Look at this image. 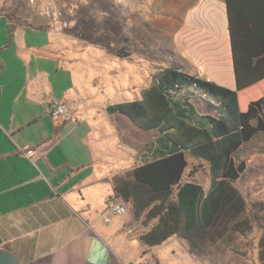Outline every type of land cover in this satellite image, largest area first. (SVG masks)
Wrapping results in <instances>:
<instances>
[{
  "label": "crops",
  "instance_id": "1",
  "mask_svg": "<svg viewBox=\"0 0 264 264\" xmlns=\"http://www.w3.org/2000/svg\"><path fill=\"white\" fill-rule=\"evenodd\" d=\"M63 1L75 7L77 19L83 3H95H56ZM111 1L131 7L146 22L160 21L154 0ZM184 1L187 9L172 34L174 67L236 90L226 0ZM0 13L7 19L0 22V264H147L153 258L179 264L176 250L167 249L175 235L150 248L141 233L128 231L135 223L130 204L129 214L108 209L115 177L151 157L138 138L146 131L126 115L107 111L118 102L97 98L107 87L81 91L76 79L61 75L83 61L81 32L50 27L41 6L29 0H6ZM55 97L68 103L65 117L51 116ZM26 149L37 151L35 162ZM231 249V243L219 245L222 264H231L225 260ZM208 254L204 264L214 260Z\"/></svg>",
  "mask_w": 264,
  "mask_h": 264
},
{
  "label": "trees",
  "instance_id": "2",
  "mask_svg": "<svg viewBox=\"0 0 264 264\" xmlns=\"http://www.w3.org/2000/svg\"><path fill=\"white\" fill-rule=\"evenodd\" d=\"M226 3L237 89L175 66L161 71L140 99L107 106L139 129L156 131L155 141L146 145L150 160L116 176L114 189L131 205L135 222L148 226L140 236L150 248L178 235L203 258L237 235L248 236L260 222L258 259L264 264V203L249 209L234 184L247 167L236 154L264 134V0ZM131 50L124 45L117 54L129 56ZM188 153L208 162V190L184 180ZM197 170L193 166L189 176Z\"/></svg>",
  "mask_w": 264,
  "mask_h": 264
},
{
  "label": "rangeland",
  "instance_id": "3",
  "mask_svg": "<svg viewBox=\"0 0 264 264\" xmlns=\"http://www.w3.org/2000/svg\"><path fill=\"white\" fill-rule=\"evenodd\" d=\"M93 1L94 4L90 1L87 4L83 3L78 19L75 7L70 2L63 1L75 10L71 17L70 29L77 28L81 32L83 40L81 39L79 46L83 50L81 56L83 61L78 62L73 69H61L60 73L76 79L77 88L81 91H98L107 87L104 93L97 95L99 100H112L118 103L137 100L141 98L139 90L157 83L161 71L174 67L170 52L173 51L172 34L180 25V20L187 9L186 1L154 0L161 12L159 23L146 22L145 18L137 15L131 7L115 5L111 0ZM6 21V17L0 13V22ZM90 32L96 34L92 35ZM126 44L132 47L131 55H117V50ZM90 51L93 55L88 54ZM112 75L116 78L113 81ZM115 84H118V88ZM63 86L61 85L60 89ZM143 133L138 138L146 141L147 145L155 141L156 131ZM146 143L141 146L143 151ZM188 158L190 165L187 167L184 180L202 183L208 189L211 184L208 162L189 153ZM236 158L238 161L245 160L247 167L234 184L243 193L251 209L257 202L264 203V134L241 148ZM195 165L198 166V170L194 176H189ZM259 223L254 225L248 236H236L235 242L228 243H231L233 250L226 253V261L230 260L231 264H260L257 246L261 234ZM167 249L169 252L172 249L176 250L174 257L179 259V264H204V259L207 261V257L201 260L193 255L187 247L186 240L178 235L167 243ZM218 252H220L218 248L209 252L215 254L214 258L211 257L214 259L211 264H222L224 261L220 259L221 254ZM239 257L244 263L238 260Z\"/></svg>",
  "mask_w": 264,
  "mask_h": 264
},
{
  "label": "built area",
  "instance_id": "4",
  "mask_svg": "<svg viewBox=\"0 0 264 264\" xmlns=\"http://www.w3.org/2000/svg\"><path fill=\"white\" fill-rule=\"evenodd\" d=\"M57 0H29L31 5L39 4L41 6L42 12L48 18L49 26L58 30L59 32L67 31L72 27L71 17L74 15V9L68 6L67 2H61V5H58ZM6 0H0V9H4ZM50 113L54 119H59L68 115V103L58 97H55L51 102ZM23 152L30 157L33 162L37 160L35 156V149H26ZM126 201L123 200L120 196L114 195L109 198L107 201L108 209L112 214L124 215L127 213ZM105 221L111 220L110 215H105ZM128 231L133 233H142L145 230L141 227L140 223L135 222L131 227L128 228ZM150 259L147 264H159L156 260Z\"/></svg>",
  "mask_w": 264,
  "mask_h": 264
}]
</instances>
